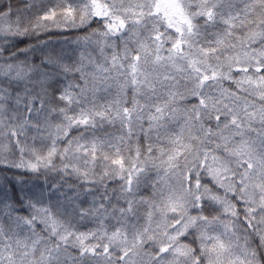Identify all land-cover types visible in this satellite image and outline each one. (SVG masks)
I'll return each instance as SVG.
<instances>
[{"label": "snow or ice", "instance_id": "1", "mask_svg": "<svg viewBox=\"0 0 264 264\" xmlns=\"http://www.w3.org/2000/svg\"><path fill=\"white\" fill-rule=\"evenodd\" d=\"M80 4L0 0V264H264V0Z\"/></svg>", "mask_w": 264, "mask_h": 264}, {"label": "trees", "instance_id": "2", "mask_svg": "<svg viewBox=\"0 0 264 264\" xmlns=\"http://www.w3.org/2000/svg\"><path fill=\"white\" fill-rule=\"evenodd\" d=\"M34 3L36 4V7L39 8H43V9H47V8H53V7H67L68 4H71L73 7L77 8V10H79L80 7H82V5L80 4V0H34ZM98 27L95 22H93L88 28H67V29H56V28H52L51 31L53 33V39L63 42V41H68V45L67 47H69V43L72 40L77 39L78 37H83L87 32H89L91 30V28H96ZM39 55V53H37V56ZM140 143H142L143 145L145 144V141L143 139V137L141 136L140 138ZM124 155V153H123ZM98 164L102 165V163L99 161ZM101 168L98 167L97 171H100ZM32 176V174H31ZM27 179H30V176L28 174V176H26ZM111 187V184H110ZM207 214V213H205ZM92 225V223L89 222H84L83 225L79 226V230H86L88 227H90Z\"/></svg>", "mask_w": 264, "mask_h": 264}, {"label": "rangeland", "instance_id": "3", "mask_svg": "<svg viewBox=\"0 0 264 264\" xmlns=\"http://www.w3.org/2000/svg\"><path fill=\"white\" fill-rule=\"evenodd\" d=\"M202 22H203V21L201 20V23H202ZM60 29H67V28L62 27V28H60ZM162 30H163V28H162ZM168 31L174 33V30H172V29H169ZM78 38H79V37H78ZM76 40H77V39L72 40V41L69 43V47H70L69 50H71V49H75V48L77 47L76 44L74 43ZM168 46H170V45H166V47H168ZM109 54H110V50H109ZM128 96H129V99H130V98H131V92H130V90H129ZM114 98H115V90H114V89L112 90L111 94H107V93H103V92H101V93L98 94V103H99V104L109 103V102H111ZM73 108L75 109V106H73ZM77 111H78V109H77ZM70 114H71V113H70ZM104 133L119 134V124H118V123H117L116 125H108V124H105L103 128H101V129H97V133H96V134H97L98 136H102V135H104ZM71 134H72V135H76L77 133H76L75 130H73V132H72ZM86 135H87V134H86ZM89 138H90V137H89ZM141 145L143 146L142 143H141ZM61 147H62V145H61ZM106 151H107V149H106ZM123 153H124V156H125V157H127V156L129 155V153H128L127 151H124ZM123 153H122V154H123ZM132 155H133V156L135 155L134 151L132 152ZM98 162H99V161H98ZM100 162H101L102 164H103V163H106V162H103V161H100ZM150 175L152 176L153 180H155V179H156V170L153 169V170L150 172ZM161 175H162V173H161ZM29 176H30V179H29V180H31L33 183H36V184H38V185H43L44 180H45V177H44L43 175H40L38 179L35 178V177H33V176H31V174H29ZM170 182H171V183H174V181H170ZM118 183H119V181H116V182L111 183V187H116V186L118 185ZM161 187H166V186L163 185V184H161ZM141 192H142L145 196H150V195H151V192H152V189H151V187H145V186L142 185V186H141ZM141 212H143V209H141ZM193 214H195V212H193ZM93 227H95V225L92 223V225H91L90 227H88L86 230H82V231H87L89 228H93Z\"/></svg>", "mask_w": 264, "mask_h": 264}]
</instances>
